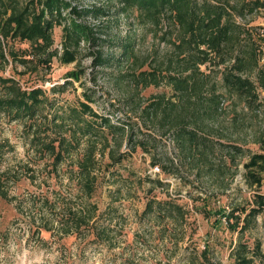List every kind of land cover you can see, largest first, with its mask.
Segmentation results:
<instances>
[{
    "label": "trees",
    "instance_id": "trees-1",
    "mask_svg": "<svg viewBox=\"0 0 264 264\" xmlns=\"http://www.w3.org/2000/svg\"><path fill=\"white\" fill-rule=\"evenodd\" d=\"M262 10L264 0H27L25 5L0 0V72L11 60L26 71L48 75L57 58L61 65L78 67L51 93L62 97L74 82L84 89L82 99L69 102L50 98L42 88H23L19 80L0 74V117L23 125L29 148L40 159L53 160L50 173L67 165L76 198H86L81 203L70 192L47 191L37 199H20L0 189L35 227L43 247L48 245L41 238L43 231L61 240L87 233L95 247H116L112 236L118 222L105 219L109 212L91 199L100 176L127 158L121 152L126 145L131 154L140 148L151 155L152 166L163 174L189 183L190 176L195 181L215 179L225 188L227 175L235 177L243 165L252 197L222 212L219 221L225 219L238 236L230 251L234 264H264L262 242L245 241L264 216V133L256 139L260 151L253 152L224 142L211 126L227 100L256 115L264 108V28L254 24ZM131 17L135 21L129 30L120 31L122 21ZM108 24H118V29ZM136 24L159 41L151 55H138ZM56 28L62 29V41L55 45ZM16 42L28 47H9ZM162 44L164 53H159ZM83 57L91 59L90 67H81ZM87 74L88 81L83 80ZM101 78H111L121 89L123 107L131 115H121L113 103L102 107L103 112L94 108L104 100L97 88ZM125 83L133 86L129 93L123 91ZM150 87L168 92L142 97ZM106 156L110 162L103 164ZM30 179L35 183L34 176ZM150 182L167 186L159 179ZM144 216H151L161 233L185 228L189 212L168 193L165 199L151 200ZM184 237L182 229L178 239Z\"/></svg>",
    "mask_w": 264,
    "mask_h": 264
},
{
    "label": "rangeland",
    "instance_id": "rangeland-1",
    "mask_svg": "<svg viewBox=\"0 0 264 264\" xmlns=\"http://www.w3.org/2000/svg\"><path fill=\"white\" fill-rule=\"evenodd\" d=\"M25 5L27 0H20ZM135 17V16H134ZM135 20H123L121 30L130 28ZM131 22V23H130ZM255 25L264 28V10L255 18ZM113 31L118 24H108ZM137 52L144 57L151 55L159 45L158 40L151 37V33L139 29ZM121 32L120 35L125 36ZM120 33V32H119ZM55 45L62 41V29L54 31ZM14 50L25 49L27 44L10 43ZM164 53V45H161ZM262 63L264 64V53ZM91 59L83 57L81 67L88 68ZM0 72L5 77H13L20 81L23 88H42L50 98H60L74 102L82 99L83 88L79 82H74L62 97L53 95L51 89L66 81V74L77 69V63L61 65L58 59L53 61V69L45 75L42 71L32 73L26 71L19 63L11 60ZM147 69V68H146ZM89 71V70H88ZM87 74L83 80L88 81ZM93 83L89 82L91 86ZM112 79H99L97 88L104 94V100L94 108L103 112L102 107L110 103L119 107L120 114L131 113L123 106V92L115 88ZM126 89V90H125ZM128 83L123 85V91L132 90ZM168 92L165 87H150L142 93V97ZM264 100V92H262ZM122 107V108H121ZM117 109V108H116ZM109 111V108H107ZM127 113H126V112ZM216 135L222 134L224 142L236 143L253 152H259L256 143L258 136L264 133V108L259 115L243 110V106L231 103L230 100L222 104V113L211 123ZM218 137V136H215ZM168 147L171 150L172 144ZM121 152L127 158L119 165L105 171V177L100 176L97 191L91 202L95 203L102 212H109L105 219L112 218L118 222L114 238L115 248L106 245L95 247L92 236L77 235L61 240L58 235L43 231L41 238L47 246L39 241L35 227L26 223L15 207V203L7 201L0 195V264H234L230 259V251L237 243V234H233L226 220L219 221L222 212H229L238 205L250 200L253 191L245 181V169L239 166L238 174L232 178V173L225 178L226 187L215 179L195 181L190 176V182L176 175L169 176L161 172L157 174L151 163V155L145 154L140 148L130 153L125 146ZM110 162L106 156L103 164ZM53 160H42L28 145L21 123H9L0 117V189L10 197L20 199H37L41 192H70V197L86 203V198L77 196V189L69 181V174L65 173L67 165H63L57 174L50 173ZM229 172V171H228ZM111 175V178L109 177ZM186 175V173L184 174ZM36 178L32 183L30 177ZM159 179L167 184L163 189L151 183L150 180ZM195 181L196 184H193ZM264 192V184L262 187ZM179 198V203L189 212L187 224L184 227H171L167 232H159L160 228L151 221V216H144L146 206L153 200H162L167 194ZM51 194V193H50ZM53 195V194H52ZM222 218V217H221ZM259 227L245 235V241L253 244L256 239L262 242L264 250V216L260 217ZM184 230L185 237L180 241ZM163 235H167L163 239ZM85 236V237H84ZM163 240H162V239ZM204 252V254H202Z\"/></svg>",
    "mask_w": 264,
    "mask_h": 264
},
{
    "label": "built area",
    "instance_id": "built-area-1",
    "mask_svg": "<svg viewBox=\"0 0 264 264\" xmlns=\"http://www.w3.org/2000/svg\"><path fill=\"white\" fill-rule=\"evenodd\" d=\"M154 171H155V173L157 174L158 172H160V168H159V167H155V168H154Z\"/></svg>",
    "mask_w": 264,
    "mask_h": 264
}]
</instances>
